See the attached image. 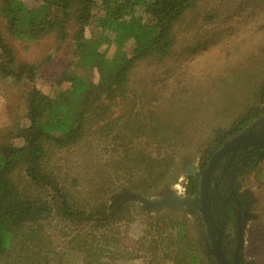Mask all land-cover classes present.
I'll return each instance as SVG.
<instances>
[{
	"label": "trees",
	"instance_id": "1",
	"mask_svg": "<svg viewBox=\"0 0 264 264\" xmlns=\"http://www.w3.org/2000/svg\"><path fill=\"white\" fill-rule=\"evenodd\" d=\"M196 1L0 0V79L12 78L29 85L25 98L28 124L0 129V264H49L50 253L57 256L58 264H71V261L73 264H102L106 236L103 232L96 236L93 231L103 230L106 224L119 221V215L136 208L132 203L131 206L122 201L115 203L111 208L113 222L104 219L102 208L85 209L48 170V154L53 149L75 147L94 134L102 141V137L123 140L116 131L122 126L133 127V124L121 119L137 115L123 112L115 115V109L126 98L130 71L146 57H165L171 51L172 28ZM70 22L75 27L74 54L83 52V60L96 68L98 80L92 82L64 72L56 81L61 89L52 97L36 85L40 75L38 66L16 63L4 32L25 42L37 41L49 34L64 40L68 37ZM85 28H91L89 37L85 36ZM107 33L113 36L119 49L131 44L130 54L108 57L104 51L99 52L95 39ZM256 98L257 106L236 119L227 133H233L236 127L243 126L260 112L261 104L264 105V79L257 87ZM146 118L152 127L151 140L139 144L137 136L127 137L126 144L114 150L109 162L113 164L115 180L123 187L151 197L166 187L176 173L180 152L168 123L149 115ZM15 140L20 142L15 143ZM149 143L153 145L151 149L147 147ZM215 144L214 139L213 147L203 151L201 166L205 165ZM189 180L186 192L194 195L197 183ZM141 214L155 220L156 227L162 218L151 213ZM174 222L168 223L172 229L176 228ZM152 224L149 222L154 229ZM47 228L70 236L60 251L52 249L51 242H45ZM156 232L157 229L152 232V239L158 244L160 239ZM182 238L178 230L175 239ZM153 247L155 255L157 248ZM189 250L179 246L162 258L171 254L173 264H196L198 256ZM203 253L209 264H216L205 248Z\"/></svg>",
	"mask_w": 264,
	"mask_h": 264
},
{
	"label": "rangeland",
	"instance_id": "2",
	"mask_svg": "<svg viewBox=\"0 0 264 264\" xmlns=\"http://www.w3.org/2000/svg\"><path fill=\"white\" fill-rule=\"evenodd\" d=\"M74 29L70 22L66 39L59 40L49 34L31 42L4 32L16 63L38 66L40 75L36 85L49 96L60 91L56 81L64 72L92 82L98 80L96 68L83 60V52L74 54ZM90 35L91 28H85V36ZM172 39L171 51L165 57H146L129 73L126 98L115 109V115L122 112L137 115L121 119L133 124L116 131L123 140L102 137V141L94 134L75 147L53 149L48 154V170L73 199L89 211L104 209L107 221L114 217L110 208L112 197L123 189L128 190L115 180L109 160L115 149L126 144L127 137L137 136L139 144L151 140L152 127L146 116L166 121L171 127L180 156L176 159V173L165 188L183 195L186 175L180 173L182 161L200 158L207 147H213L217 131L229 129L236 119L258 104L256 91L264 79V0H197L174 24ZM95 40L96 49L108 57L131 52V44L119 49L108 33ZM28 89V83L0 79V129L28 124L25 117ZM147 147L151 149L153 145L149 143ZM254 183L258 204L254 207L256 217L246 228L244 248L256 264H264V178ZM21 184L26 185L24 179ZM125 203L130 206L132 203L140 213L136 210L122 213L119 221L93 231L96 236H101L100 232L106 236L102 264H173L171 254L166 259L162 257L179 246L196 253V264H209L200 245L202 225L191 214L169 210L151 213L162 216L156 227L155 220L141 214L147 212L139 202ZM149 222L154 224V229ZM169 222H174L176 228L172 229ZM149 229L152 232L157 229L158 244L153 242L154 234ZM178 230L183 237L179 241L175 239ZM46 231L49 233L45 242H51L56 251L64 248L70 238L56 229ZM153 246L157 248L155 255ZM49 264H58L55 254L50 253Z\"/></svg>",
	"mask_w": 264,
	"mask_h": 264
},
{
	"label": "flooded vegetation",
	"instance_id": "3",
	"mask_svg": "<svg viewBox=\"0 0 264 264\" xmlns=\"http://www.w3.org/2000/svg\"><path fill=\"white\" fill-rule=\"evenodd\" d=\"M227 131L228 129L216 132L214 139L217 144L214 145L204 166H201L199 157L196 160L185 159L182 161L180 173L184 172L186 175L184 194L192 197L199 195L200 173L214 153L221 147H225L211 168L206 181L211 220L221 231V249L230 264H235V259H237V264H256L250 256L246 255L244 243L248 222L256 217L254 207L258 204V199L254 191L257 190L254 182H259L261 178H264V151L257 145L259 137L264 135V105L261 104L260 112L246 124L236 127L233 133H227ZM190 178L197 183V193L194 195H189L186 192ZM165 190L169 189L164 187L160 192ZM120 201L121 199H113L110 208ZM191 215L197 219L199 225H202L200 245L207 250L205 242L210 244V241L203 218L199 211ZM243 221H245L244 243L241 252H237V228L239 223L243 224ZM218 236V231H215L214 237Z\"/></svg>",
	"mask_w": 264,
	"mask_h": 264
},
{
	"label": "water",
	"instance_id": "4",
	"mask_svg": "<svg viewBox=\"0 0 264 264\" xmlns=\"http://www.w3.org/2000/svg\"><path fill=\"white\" fill-rule=\"evenodd\" d=\"M256 145V144H255ZM259 148L264 151V135L259 137V142L257 143ZM225 147H221L207 162L206 167L203 169L200 180L199 195L197 197H192L188 195H180L172 189L160 192L156 196L147 197L141 193L135 191H129L123 189L122 192L114 195L113 199H121L122 202L134 201L139 202L142 205V209L147 213H155L163 210H169L173 212H181L183 214H195L197 211L201 214L203 222L208 231L210 244L205 242L208 252L214 255L217 264H230L224 256L221 244H220V234L221 231L217 229L211 220V215L208 206V196L206 193L207 179L211 168L224 151ZM184 173V172H183ZM250 217L252 215H249ZM245 221L238 224L237 235H236V251L241 252V248L244 243L243 227ZM218 231L219 236L214 237V232ZM235 264H237V259H235Z\"/></svg>",
	"mask_w": 264,
	"mask_h": 264
}]
</instances>
